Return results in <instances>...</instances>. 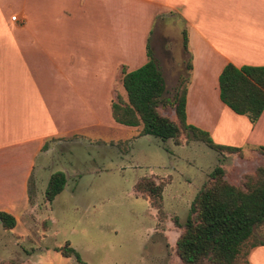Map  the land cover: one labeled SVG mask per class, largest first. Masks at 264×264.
<instances>
[{"label": "crops", "instance_id": "0c3cea01", "mask_svg": "<svg viewBox=\"0 0 264 264\" xmlns=\"http://www.w3.org/2000/svg\"><path fill=\"white\" fill-rule=\"evenodd\" d=\"M167 12H174L186 30L185 49L179 30L190 63L186 123L206 131L215 143L239 147L240 157L229 152L236 158L263 161L257 146H264V106L253 122L233 111L219 98L217 76L227 62L264 64V0H0V211L14 219L9 228L0 222L11 248L4 258L24 264H99L104 257L100 237L113 227L100 222H93L92 233L90 225L79 226V242L65 239L80 261L56 249L65 240L54 238L49 204L65 190V196L77 194L66 189L65 174L62 189L41 202L35 197L37 183L53 171L48 162L58 144L77 139L113 145L139 135L136 126L111 117L109 100L115 91L124 96L121 66L129 70L146 60L152 24ZM149 174L155 180L169 176L162 194L170 174ZM154 224L140 243V253L149 258L160 244V238H150ZM256 226L263 242L249 246L247 264H264V220ZM80 245L90 247L91 255H84Z\"/></svg>", "mask_w": 264, "mask_h": 264}, {"label": "rangeland", "instance_id": "374dc122", "mask_svg": "<svg viewBox=\"0 0 264 264\" xmlns=\"http://www.w3.org/2000/svg\"><path fill=\"white\" fill-rule=\"evenodd\" d=\"M182 25V20L174 12H167L156 17L148 36L152 56L164 82H167L165 95L169 97L177 81L185 75L188 61L186 52L180 47L179 30ZM121 93H124L122 88ZM160 110L173 116L171 106H162ZM183 134L180 133L178 144L169 138L162 140L150 134L118 140L113 145L77 139L58 144L51 152L49 169L66 174V189L73 188L77 196H65V190L62 196L50 202L47 215L55 229L54 238L79 242V226L90 225L89 232L92 233L93 222H100L113 229H106L104 236L100 237L104 257L98 261L99 264H178L173 244L179 228L172 222L171 215H175L179 222L183 221L191 198L206 178L204 174L219 163L224 177L238 182L245 172L252 171L263 162L258 163L256 158L250 157L243 161L225 150L216 152L190 132ZM45 172L42 171V175ZM149 173H169L171 176L163 187L161 218L156 217L155 209H151L147 200L133 190L136 178ZM162 178L169 180V176ZM46 181L40 179L37 183L35 197H40L41 202L45 200L41 187ZM80 203L87 206V210L79 206ZM153 224L155 231L150 238H160V244L154 247L153 258H149V255L140 253V243L145 231H149ZM259 235L263 236L254 226L242 250L246 252L249 242L258 240ZM7 239L0 233L2 259L11 249ZM80 248L84 255H91L90 247L80 245Z\"/></svg>", "mask_w": 264, "mask_h": 264}, {"label": "trees", "instance_id": "16d2710c", "mask_svg": "<svg viewBox=\"0 0 264 264\" xmlns=\"http://www.w3.org/2000/svg\"><path fill=\"white\" fill-rule=\"evenodd\" d=\"M186 30L181 29V44L186 48ZM146 60L133 69L120 68V82L124 96L115 91L109 100L111 117L119 123L134 125L139 134H150L160 139L181 141L180 133L190 132L216 152L240 154L239 147L215 143L208 133L185 121L184 98L187 75L177 81L172 96L164 94L165 84L161 70L146 44ZM190 63H186V68ZM218 95L222 102L237 113H244L253 122L264 106V64L241 65L225 63L217 76ZM171 106L173 117L162 113L160 107ZM263 156L262 164L245 172L238 182L224 177L223 167L217 163L207 172L189 202L183 221L171 215L179 230L174 239L173 251L178 264H247L242 250L252 235L254 226L264 220V146H257ZM167 180L151 174L138 176L133 183L136 194L145 198L155 209L156 217H163L162 186ZM65 182L61 171L49 174L43 188V196L49 201ZM2 227L13 225V217L0 211ZM263 240L250 241L251 246ZM63 255L72 254L80 261L78 253L65 240L56 247ZM0 264H24L12 258L0 260Z\"/></svg>", "mask_w": 264, "mask_h": 264}, {"label": "built area", "instance_id": "2783aa9c", "mask_svg": "<svg viewBox=\"0 0 264 264\" xmlns=\"http://www.w3.org/2000/svg\"><path fill=\"white\" fill-rule=\"evenodd\" d=\"M15 18H16L15 13H13V14L10 15V19L14 20Z\"/></svg>", "mask_w": 264, "mask_h": 264}]
</instances>
